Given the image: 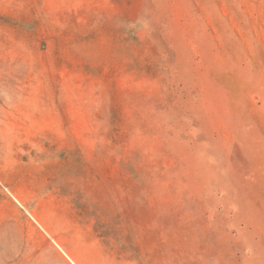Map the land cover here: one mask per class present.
<instances>
[{"label":"rangeland","instance_id":"1","mask_svg":"<svg viewBox=\"0 0 264 264\" xmlns=\"http://www.w3.org/2000/svg\"><path fill=\"white\" fill-rule=\"evenodd\" d=\"M0 264H264V0H0Z\"/></svg>","mask_w":264,"mask_h":264}]
</instances>
